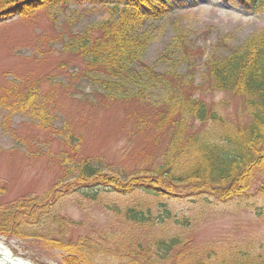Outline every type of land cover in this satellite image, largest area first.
I'll use <instances>...</instances> for the list:
<instances>
[{
	"label": "rangeland",
	"instance_id": "obj_1",
	"mask_svg": "<svg viewBox=\"0 0 264 264\" xmlns=\"http://www.w3.org/2000/svg\"><path fill=\"white\" fill-rule=\"evenodd\" d=\"M179 29L190 34L197 48L207 56L214 43L230 34L229 43H238L264 27V14L245 12L225 0H171ZM102 4L90 0H69L55 6L45 5L31 15L12 13L0 19V98H11L14 87L36 83L42 106L51 113L49 129L38 126L28 113L9 114L0 107V206L11 210L26 197H44L52 189L61 190L72 180L75 161L91 162L124 182L145 176L143 170L160 164V154L168 135L156 125L164 109L162 94L135 99H109L80 76L82 60L66 48L70 38L105 19ZM145 53L144 61L163 66L158 56L169 48L174 25L164 21ZM197 63L196 95L210 109L217 110L229 123L246 122L241 99L226 91L210 90L201 83L203 66ZM1 106V105H0ZM166 112V111H165ZM191 130L211 127L192 120ZM190 131V130H187ZM264 171L253 178L249 188L238 197L221 201L212 197L156 196L140 187L131 192L98 190L95 200L81 192L56 194L50 208L73 224L69 235L101 239L112 245L110 237L130 245L140 242L154 246L156 239L178 237L184 245H175L176 255L185 259L186 250H208L230 245L255 248L264 245ZM62 182V183H60ZM55 187V188H54ZM110 190H109V189ZM61 195V196H60ZM135 206L150 215L149 224L126 222L116 209ZM120 209V210H121ZM39 226V234H44ZM30 230V227L27 228ZM2 243L16 256L36 264H70L61 259L62 250L39 237L17 238L0 233ZM130 241V242H129ZM98 262L113 258L98 257Z\"/></svg>",
	"mask_w": 264,
	"mask_h": 264
},
{
	"label": "trees",
	"instance_id": "obj_2",
	"mask_svg": "<svg viewBox=\"0 0 264 264\" xmlns=\"http://www.w3.org/2000/svg\"><path fill=\"white\" fill-rule=\"evenodd\" d=\"M66 1L69 0H0V19L12 13L31 15L45 5ZM90 1L102 4L108 16L78 31L65 46L82 60L80 76L92 82L106 98L136 100L154 92L162 94L158 101L166 112L156 125L166 131L168 141L160 154V164L143 170L145 176L124 182L105 174L90 159L80 158L74 163L72 180L63 183L61 190L52 189L41 199L22 198L12 210L0 206V233L20 239L42 238L61 249V259L70 264H161L171 260L175 245L183 247L178 237L156 239L153 247L139 241L134 246L126 245L111 237L109 246L99 238L73 239L68 232L73 222L51 210L50 198L55 193L78 191L95 200L107 185L128 193L142 187L156 196H202L221 201L244 193L250 181L264 171V27L238 43L227 42V38L232 39L227 34L204 57V50L196 47L190 34L178 28L179 19L171 17L175 10L171 0ZM225 1H232L245 12L264 14V0ZM164 21L174 25V36L169 48L158 56L163 63L159 67L144 61V56ZM200 60L201 83L211 91H226L240 98L242 114L248 116L246 122L232 124L223 120L217 110L210 109L196 95L199 85L195 84V74ZM39 90L36 83L11 88L7 91L12 97H1L0 107L9 114L28 113L40 128L49 129L51 113L42 106L43 102H37L46 100ZM192 120L202 125L210 123L211 127L191 130ZM261 189L264 190V181ZM115 209L126 222L149 224L150 212L132 205ZM39 226L45 228L42 235ZM185 254L183 261L176 255L174 264H264V245L211 246L208 250L187 249ZM99 256L113 261L98 262Z\"/></svg>",
	"mask_w": 264,
	"mask_h": 264
},
{
	"label": "bare ground",
	"instance_id": "obj_3",
	"mask_svg": "<svg viewBox=\"0 0 264 264\" xmlns=\"http://www.w3.org/2000/svg\"><path fill=\"white\" fill-rule=\"evenodd\" d=\"M0 264H36L20 256H16L12 250L8 249L0 240Z\"/></svg>",
	"mask_w": 264,
	"mask_h": 264
}]
</instances>
